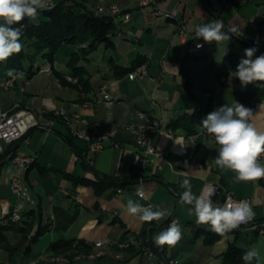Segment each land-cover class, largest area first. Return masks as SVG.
<instances>
[{"label":"crops","instance_id":"obj_1","mask_svg":"<svg viewBox=\"0 0 264 264\" xmlns=\"http://www.w3.org/2000/svg\"><path fill=\"white\" fill-rule=\"evenodd\" d=\"M61 1L50 0L54 4ZM80 1L91 10L97 6L118 5L131 16L129 21L124 14L118 17L113 46L101 44L87 54L85 66L91 88L75 86L77 80L68 67L72 53L82 46L62 45L53 64L41 58L37 62L40 70L32 78L19 76L13 88L0 90V101L6 110L15 107L30 110L41 124L49 123L54 113L80 114L94 133L110 124L118 133L97 155L88 153L84 141L74 139V143L96 172L129 184L121 188V193L118 187L109 186L98 195L93 186L75 185L65 177L97 180L95 172L85 168L79 152L67 142L66 138L71 137L70 128L60 119L54 121L52 131L35 128L14 144L4 143L0 156L12 148L15 153L35 158L24 173L31 191V198L25 203L11 192L10 157L0 158V213L8 214L19 205L24 213L34 211L35 214L26 215L23 225L8 231V241L12 246H21L22 228L26 227L30 238L39 228L44 233L34 242L26 240L14 256L0 249V264H129L140 256V264H150L148 256L136 254L144 232L154 229L157 235L172 220L184 224L188 237H192L196 227L209 229L208 225L196 224L195 215L189 214L191 205L179 203L185 191L184 179L190 181L192 193L197 197L206 184H221L225 191L217 204L228 191L236 198L249 199L255 213L249 225L222 236L213 245L214 249L210 247L205 252L203 240L193 243L202 246L206 257L202 262L192 250L184 264H215L216 261L223 264L222 254L234 241L248 250L255 248L259 264H264V178L250 182L236 180L234 172L214 163L219 148L214 137L199 123L195 124L194 134H190L184 123L187 121H179L197 110L216 109L236 100L237 78L225 71L224 57L230 50L244 57V49L250 47L257 48L255 56L264 54V0H158L159 7L173 18L155 16L139 7L135 0ZM215 19L224 22L226 32L229 27L238 28L239 36L232 35L229 41L207 44L193 51V43L202 41L196 39V27ZM181 23L188 30L185 44L178 37ZM64 46L67 49L63 52ZM140 62L148 65L149 72L144 78L131 80L130 72H121V69L131 70ZM5 77H8L6 67L0 69V80ZM104 84L113 96L111 102L102 100L99 88ZM139 112L145 116L140 117ZM156 120L161 127L151 138L152 144L162 152V158L150 156L143 188L157 209L169 214L159 222L146 223L126 212L129 199L140 203L135 193L140 167L135 163L136 138L123 128ZM251 122L259 131H264V100L256 103ZM259 162L264 164V154ZM58 240L82 241L90 247L56 252L52 243ZM98 241L105 244L97 247ZM128 243L136 248L135 252L121 247ZM173 257L170 252L167 258L155 256L153 264H168V258ZM252 263L257 264L256 259Z\"/></svg>","mask_w":264,"mask_h":264},{"label":"clouds","instance_id":"obj_2","mask_svg":"<svg viewBox=\"0 0 264 264\" xmlns=\"http://www.w3.org/2000/svg\"><path fill=\"white\" fill-rule=\"evenodd\" d=\"M51 6L50 0H0V62L22 50L21 22L25 18L33 23L37 22L38 13ZM224 28V22L219 19L198 25L195 29L196 39L218 45L229 41L232 35L239 36L238 28L229 27L227 32ZM202 47L203 44H196L197 49ZM256 51V47L244 49V57L241 58L236 71L231 74L240 81L242 89L251 84L264 87V83H258L264 82V54L255 56ZM8 75L16 79L23 73L9 69ZM252 117L253 110L235 100L231 105L225 104L210 112L201 121L202 128L213 136L219 145L214 163L221 169L234 172L238 181L250 182L264 178V164L259 162V157L264 154V131H259L253 125ZM182 187L185 191L180 196L179 203L191 205L189 214L195 215L196 224L208 225L209 230L219 236L239 229L255 217L252 207L246 201L226 200L222 206L216 205L211 199L215 190L207 196L202 194L197 197L192 193L188 179L183 180ZM137 195L143 197V190L138 188ZM126 212L146 223L160 220L169 214L165 210H153L151 206L144 207L132 199L127 201ZM181 238L180 225L172 221L167 229L154 236L153 242L159 247H172L178 244ZM254 259L259 264V253L255 248L246 251L242 256L245 264H252Z\"/></svg>","mask_w":264,"mask_h":264},{"label":"trees","instance_id":"obj_3","mask_svg":"<svg viewBox=\"0 0 264 264\" xmlns=\"http://www.w3.org/2000/svg\"><path fill=\"white\" fill-rule=\"evenodd\" d=\"M21 23L23 25V35L21 37L23 48L19 53L13 54L6 61L0 62V69L5 66L8 77H10L8 75V70L15 69L18 73H23V75H26L28 78H32L40 70L37 66V62L41 58L47 59L53 64L55 62L56 54L62 45L82 46L79 51L72 53L68 62V67L72 71L74 78L77 80L75 86H81L85 90L91 88L90 78L88 77V71L85 66V63L88 60L86 57L87 54L96 50L101 44H104L107 47L113 46L112 36L117 31V24L114 17L111 15L98 14L94 9H89L87 5L80 0H63L55 4L51 9L41 10L38 13L37 22L33 23L30 22L28 18H25ZM15 26L20 27L21 25ZM241 58H243V56L239 53L233 50L228 51L224 57L225 71L227 73L235 72ZM141 63L142 62L136 64V66ZM136 66L129 71L121 69V72H126V74H128ZM60 79L62 82H67L63 78ZM234 96L239 103L252 109L254 112L256 103L259 100H264V87H258L256 84H251L242 89L240 81L237 79ZM216 109L209 108L206 111L197 110L193 115L184 116L179 119V121H187L184 122L186 123V127L189 129L190 134H194L195 124H201V121L207 116V114ZM51 117L54 118V115L52 114ZM74 139L76 138L72 136L66 138L67 142L78 151ZM78 152L79 156L82 157V164L86 169H91L95 172L97 180L92 181L84 177L65 175V177L71 179L75 185L93 186L96 194L100 195L102 191L109 186H116L121 189L129 184V181L111 178L107 175L96 172L89 165L87 158L82 155V151ZM14 154V149L11 148L5 151L0 158H3L4 156L10 157L11 161ZM137 183L138 178L135 181V184ZM28 214L31 216L35 215L34 211H31ZM28 214L23 213V219ZM12 228H14V226L9 227L0 223V249L9 252L11 256H14L19 252L21 246L26 240L34 242L44 233V229L39 228L37 233L30 238L28 228H22L24 235L23 242L21 243L22 245L12 246L7 237V232ZM154 233L155 230L151 229L140 236L142 243L136 254H141L143 252L141 247L147 246L154 252L155 256L159 258H167V254L171 247L168 245L163 247L157 246L153 242V238L156 236ZM200 237L204 238L206 245H213L222 238V236L211 232L209 229L204 230L196 227L194 230V238L197 239ZM73 247L80 249L81 247H90V245L82 241L75 242L58 240L52 243V249L56 252L68 251L73 249ZM129 249L133 252L136 251V248L131 244L129 245ZM246 251H248V249L239 246L236 241L231 242L227 250L222 254L223 264H245L242 260V256Z\"/></svg>","mask_w":264,"mask_h":264},{"label":"built area","instance_id":"obj_4","mask_svg":"<svg viewBox=\"0 0 264 264\" xmlns=\"http://www.w3.org/2000/svg\"><path fill=\"white\" fill-rule=\"evenodd\" d=\"M139 7L143 9L149 10L155 16H165L168 18H173V15L168 11H165L159 7L158 0H135ZM52 5L50 8L54 7V3L50 2ZM47 10V9H45ZM95 11L98 14L109 13L112 17H114L115 21H117L120 15L125 16V20L129 21L131 16L128 13H124L123 9L118 5H113L111 7L105 8L103 6H97ZM188 36V30L185 24L181 23L179 26L178 37L180 41L185 44V41ZM196 44H203V47L209 43H205L202 41H196L192 45V50H200L196 48ZM148 65L146 63H141L137 65L129 74L128 77L131 80L134 79H142L148 74ZM17 82V78L13 79L12 77H5L0 80V90L3 89H11L15 86ZM100 94L102 95V100L105 102L113 101V96L111 91L109 90L106 84L101 85ZM46 113V111H45ZM140 117H144L145 114L143 112L138 113ZM54 118L47 124H41L38 120L37 116L27 109H18L13 108L11 110H6L3 108L0 101V152H3V144H13L23 138H25L29 132L35 128H41L47 131H52L54 121L57 119L62 120L65 124H67L70 128L71 136L82 140L87 145L88 153L92 156L97 155L102 152L107 143L111 142L115 135L118 133V130L112 127L110 124L105 126L103 130L99 133H94L90 129L87 128L88 121L80 114H75L73 116H66L61 113H54ZM161 127L159 121H153L151 124H131L127 125L123 128V130L127 133L133 134L136 138V146L138 149L137 155L135 157V163L140 167L138 183L135 188V193L137 195V189L140 188L143 190V197L137 195L140 199V204L144 207L151 206L153 210H157V206L150 201L147 196L146 191L143 188L144 175L147 170V167L150 165V156H157L162 158V152L159 151L152 144V135L155 134L158 129ZM35 162V158L29 156L27 154L15 153L11 158V175H10V183L12 192L14 195L18 197V200H30L29 197V187L24 180V173L28 171V169ZM158 168L161 169L162 166L158 165ZM215 190L214 195H212L211 199L213 203L216 205H223L226 200L232 201H246L251 206V201L249 199H239L236 198L234 193L225 192V197L221 203L217 204V199L224 194V187L221 184H206L203 188L200 195L207 196ZM119 193L122 192V189L118 190ZM199 195V196H200ZM23 210L21 206H15L8 214L0 213V223L3 225L12 227L17 225H23ZM161 220V219H160ZM160 220H154L153 222H159ZM176 221L177 220H172ZM170 221L169 224L172 222ZM250 222L246 225H241L240 228L249 225ZM105 244V241H98L96 243L97 247H101ZM121 247H129L128 244H123ZM141 250L143 251L140 255H146L149 258L150 264H153V258L155 257L154 252L147 246H142ZM140 257L134 259L129 264H140ZM168 264H181L175 258H168Z\"/></svg>","mask_w":264,"mask_h":264},{"label":"rangeland","instance_id":"obj_5","mask_svg":"<svg viewBox=\"0 0 264 264\" xmlns=\"http://www.w3.org/2000/svg\"><path fill=\"white\" fill-rule=\"evenodd\" d=\"M65 49H67L66 46H64V48H63L62 51L64 52ZM27 65H28V62H27ZM1 70H5V66L1 67ZM11 192H12V188H11ZM12 194H13V192H12ZM13 196L18 200V197L16 195L13 194ZM29 197L31 198V191H30V189H29ZM26 198H25V201L22 202V203L27 202L26 201ZM20 201H23V200H20ZM22 203H21V205H22ZM179 225H180L181 230H182V238H181V240L179 241L178 244H176L175 246H172L169 249V252H170V254L172 256H175L173 258H175L176 260H178L181 264L186 263V261L188 259V256L190 255V251H192V250H195V254L203 262V258L206 255L205 252L208 251V249H210V247L213 248V245H215L217 242H219L221 240V239L218 240L213 245H204V243H205L204 242V238L200 237V238L195 239L194 238V234H191L192 237H188L187 234H185V233H187V229L184 227V224L183 223H180ZM205 226H207V225H205ZM165 229H167V228H165ZM191 233H193V231ZM202 240H203V243L202 242H200V243H202L201 245L203 247H205V249H206V250H204L205 251L204 253H202V250H201V247L202 246H199L198 244H196V245L193 244L196 241H202ZM213 249H212V252H213ZM216 260H217V258H216ZM215 264H220V261H216Z\"/></svg>","mask_w":264,"mask_h":264}]
</instances>
